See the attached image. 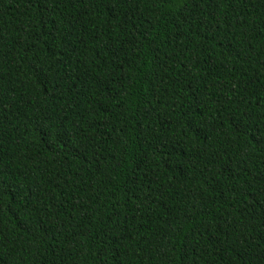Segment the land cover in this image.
<instances>
[{"label": "trees", "instance_id": "16d2710c", "mask_svg": "<svg viewBox=\"0 0 264 264\" xmlns=\"http://www.w3.org/2000/svg\"><path fill=\"white\" fill-rule=\"evenodd\" d=\"M0 264H264V0H0Z\"/></svg>", "mask_w": 264, "mask_h": 264}]
</instances>
